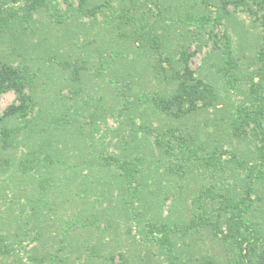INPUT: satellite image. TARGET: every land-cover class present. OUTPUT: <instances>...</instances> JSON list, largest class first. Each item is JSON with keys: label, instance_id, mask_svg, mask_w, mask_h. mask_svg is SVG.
<instances>
[{"label": "trees", "instance_id": "1", "mask_svg": "<svg viewBox=\"0 0 264 264\" xmlns=\"http://www.w3.org/2000/svg\"><path fill=\"white\" fill-rule=\"evenodd\" d=\"M11 92L0 264H264V0H0Z\"/></svg>", "mask_w": 264, "mask_h": 264}, {"label": "rangeland", "instance_id": "2", "mask_svg": "<svg viewBox=\"0 0 264 264\" xmlns=\"http://www.w3.org/2000/svg\"><path fill=\"white\" fill-rule=\"evenodd\" d=\"M82 36V35H81ZM195 49V45H192V47L190 48L191 51H193ZM209 50L208 47H205L204 50L197 54L196 56H194L192 58V67L196 70L200 69L201 65H202V61H203V57L206 54V52ZM246 57L244 58V61L247 65L248 64V68L250 70H253L254 68L257 67V63L253 62V57L251 55V53L249 51L245 52ZM248 61V62H247ZM232 97V102L238 104L239 100L242 99V96H237L235 94L231 95ZM15 100V94L14 93H7L5 95H3L2 97H0V112H2L9 104H11L13 101ZM232 110H234L232 108ZM110 124L114 125L113 121L110 120ZM211 128V127H210ZM212 129V128H211ZM226 148L229 147L228 145L225 146ZM171 200H168L166 203L162 204L163 208V214L166 216L168 214L169 211V205H170ZM205 242H206V246L204 247V249L209 248L215 255L218 253L219 246L216 242L211 241L209 238L205 237ZM224 258V257H223Z\"/></svg>", "mask_w": 264, "mask_h": 264}]
</instances>
